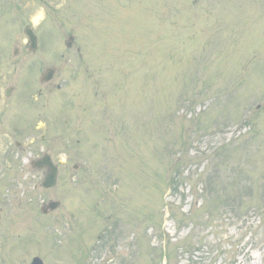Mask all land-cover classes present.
Returning a JSON list of instances; mask_svg holds the SVG:
<instances>
[{"label":"rangeland","instance_id":"374dc122","mask_svg":"<svg viewBox=\"0 0 264 264\" xmlns=\"http://www.w3.org/2000/svg\"><path fill=\"white\" fill-rule=\"evenodd\" d=\"M0 98V264H264V0H0Z\"/></svg>","mask_w":264,"mask_h":264},{"label":"water","instance_id":"95a60500","mask_svg":"<svg viewBox=\"0 0 264 264\" xmlns=\"http://www.w3.org/2000/svg\"><path fill=\"white\" fill-rule=\"evenodd\" d=\"M27 33L30 37L32 47H37V36L31 29H27ZM54 74V69L50 68L48 73L44 76V80H50ZM35 167L48 168V173L43 181V186L46 188H51L57 185L58 182V166L52 160V157L49 154L43 155L40 159L34 161ZM61 202L56 200H51L43 207V212L47 213L50 210H55L60 206ZM31 264H44L43 260L40 257H34Z\"/></svg>","mask_w":264,"mask_h":264},{"label":"clouds","instance_id":"9594fccd","mask_svg":"<svg viewBox=\"0 0 264 264\" xmlns=\"http://www.w3.org/2000/svg\"><path fill=\"white\" fill-rule=\"evenodd\" d=\"M45 20V14L44 12L38 11L32 18H31V24L33 27L39 26L42 21Z\"/></svg>","mask_w":264,"mask_h":264},{"label":"flooded vegetation","instance_id":"af4514ba","mask_svg":"<svg viewBox=\"0 0 264 264\" xmlns=\"http://www.w3.org/2000/svg\"><path fill=\"white\" fill-rule=\"evenodd\" d=\"M12 88H9L7 91H6V95L10 97L11 93H12ZM1 99V98H0Z\"/></svg>","mask_w":264,"mask_h":264},{"label":"trees","instance_id":"16d2710c","mask_svg":"<svg viewBox=\"0 0 264 264\" xmlns=\"http://www.w3.org/2000/svg\"><path fill=\"white\" fill-rule=\"evenodd\" d=\"M235 145H237V143L236 142H233L232 145H230L229 147L233 146V148H234Z\"/></svg>","mask_w":264,"mask_h":264}]
</instances>
